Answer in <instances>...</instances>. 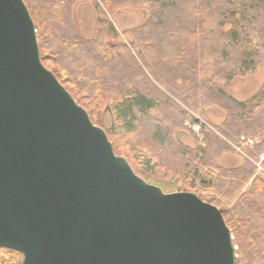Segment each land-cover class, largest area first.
<instances>
[{
  "label": "trees",
  "instance_id": "1",
  "mask_svg": "<svg viewBox=\"0 0 264 264\" xmlns=\"http://www.w3.org/2000/svg\"><path fill=\"white\" fill-rule=\"evenodd\" d=\"M81 1L93 2L98 14L90 40L74 30L73 7ZM23 2L37 32L43 66L81 107L109 106L113 122L105 133L115 155H124L116 140L119 129L132 138L139 155L146 147L162 152L166 162L155 168L170 171L175 161L176 176L183 180L177 190L156 171L142 173V179L164 193L196 183L213 189L207 202L222 212L234 237L236 264H264V178L255 176L248 162L235 170H222L213 162L225 150L223 139H257L250 155H264V82L243 102L226 91L233 79L251 75L264 63V0H101L102 7L94 0ZM122 5L152 11L144 25L126 33L128 43L104 17V10ZM53 9L62 13L60 19ZM210 103L222 106L226 119L215 132L200 125L202 146L188 151L171 141L165 125L184 120L199 124L193 113ZM248 183L249 189L232 203ZM21 260L19 253L0 249V264Z\"/></svg>",
  "mask_w": 264,
  "mask_h": 264
},
{
  "label": "water",
  "instance_id": "2",
  "mask_svg": "<svg viewBox=\"0 0 264 264\" xmlns=\"http://www.w3.org/2000/svg\"><path fill=\"white\" fill-rule=\"evenodd\" d=\"M0 249L21 264H236L222 212L116 156L41 63L23 0H0Z\"/></svg>",
  "mask_w": 264,
  "mask_h": 264
},
{
  "label": "rangeland",
  "instance_id": "3",
  "mask_svg": "<svg viewBox=\"0 0 264 264\" xmlns=\"http://www.w3.org/2000/svg\"><path fill=\"white\" fill-rule=\"evenodd\" d=\"M94 1L102 7L101 0ZM52 12L56 18L60 19L62 17V13L58 9H53ZM104 14V17L112 23L120 35V40L124 43H128L130 39L126 33L144 25L151 17L152 11L149 7L144 5H122L112 9L111 11L104 10ZM97 15V11L93 7V2L81 1L75 3L73 7L74 30L83 39L90 40L93 38L97 26ZM263 82L264 63L259 65L251 75L233 79L227 85L226 91L235 100L243 102L253 97L260 90ZM108 107V105H103L98 110L89 106H84L82 108L91 111L92 116L96 119L94 121L95 124L93 125L107 131L108 129H111L113 122L112 113ZM151 116L156 120L159 119V116L156 113H152ZM193 117L198 120L199 124L194 125L190 121L184 120L181 125L174 127L169 124L165 125V129L168 130L171 141L175 140L188 151H193L203 145L204 136L200 132V127L205 126V129L208 131L215 132L223 125L226 119V112L219 104L210 103L201 108L200 113H193ZM121 132L122 131L119 129L116 132V140L121 148L120 154H124L123 158L129 163L135 174L142 178V173H154L156 171L157 177L172 183L176 187V190L182 185L183 180L176 176L179 165L176 164L175 161L171 162L173 167L170 166V171L163 169L162 167L155 168L156 163H162V161H165L161 154L162 152L149 150L146 145H144L143 147H146V149L142 151L141 156L139 155L138 150H133L134 141L132 138L128 134H123ZM240 138L236 142H229L228 140L223 139L225 150L220 152L218 157H214L213 162L222 170L239 169L246 164L245 162H248L255 168V176L264 178V155L260 154L257 159L250 155V153L255 149V146L259 143V140H253L255 143L254 147L249 149L245 147V145L240 146ZM144 141H147V138H145ZM144 141V144L148 143ZM236 147H240V151H237L235 149ZM249 186L250 183L245 185L242 190L234 196L232 203L235 202L242 193L246 192L249 189ZM180 189L181 190L174 191L172 193H192L206 203H208L207 201L209 197L215 195L213 193V189L207 188L205 185L199 183L194 184L191 188H185L182 186Z\"/></svg>",
  "mask_w": 264,
  "mask_h": 264
},
{
  "label": "built area",
  "instance_id": "4",
  "mask_svg": "<svg viewBox=\"0 0 264 264\" xmlns=\"http://www.w3.org/2000/svg\"><path fill=\"white\" fill-rule=\"evenodd\" d=\"M240 141H241V145L240 146L245 145V147H247L249 149H252L254 147V144H255L253 140H246L244 138H240ZM235 149L237 151H240V147H236Z\"/></svg>",
  "mask_w": 264,
  "mask_h": 264
}]
</instances>
